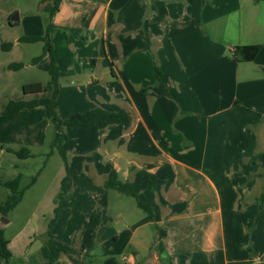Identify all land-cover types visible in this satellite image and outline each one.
<instances>
[{
    "label": "crops",
    "instance_id": "1",
    "mask_svg": "<svg viewBox=\"0 0 264 264\" xmlns=\"http://www.w3.org/2000/svg\"><path fill=\"white\" fill-rule=\"evenodd\" d=\"M50 42L59 117L96 106L131 116L128 128H63L51 213L62 179L91 191L112 169L122 181L144 169L156 177L143 190L152 217L93 191L115 225L106 264H264V0H61ZM245 45L260 46L252 60L238 58ZM77 260L63 250L56 264Z\"/></svg>",
    "mask_w": 264,
    "mask_h": 264
},
{
    "label": "rangeland",
    "instance_id": "2",
    "mask_svg": "<svg viewBox=\"0 0 264 264\" xmlns=\"http://www.w3.org/2000/svg\"><path fill=\"white\" fill-rule=\"evenodd\" d=\"M52 3L53 0H0V43L12 42L14 45L9 50L0 47V110L9 100L51 96L50 92L30 95L22 92L24 84L34 81L45 84L49 80V62L47 57H43L40 62L32 63V59L42 51L41 41L21 42L18 38L39 32L44 34ZM11 62H21L22 66L8 69L7 65ZM40 109L26 110L23 116L16 118L0 115V181L11 180L21 174L20 186H24L33 176L36 177V181L27 188L15 207L0 217L4 235L9 240V264H47L40 252V244L47 241L45 235L62 251L77 256V264H106L107 260L116 258L115 250H106L107 255L103 256V244H111L105 243L104 239L109 237L115 225L110 224L106 211L100 213L98 194L83 187L88 182H76L74 185L71 180L61 182L63 191L54 201L58 208L54 214L51 213V198L59 187L57 178L61 175L58 168L63 160L53 146L55 139H51V127L45 130V123L51 122H48L50 120L44 108ZM6 147H25L31 150L33 156L21 159L4 150ZM111 191V196L121 195L127 207L137 209L133 197L117 190ZM9 193V188L0 185V203ZM137 211L140 212L139 209ZM43 230L46 233L44 235ZM89 243L94 244L93 250L89 252L90 257L80 259L79 255L84 257L83 252ZM0 264H3L1 258Z\"/></svg>",
    "mask_w": 264,
    "mask_h": 264
},
{
    "label": "trees",
    "instance_id": "3",
    "mask_svg": "<svg viewBox=\"0 0 264 264\" xmlns=\"http://www.w3.org/2000/svg\"><path fill=\"white\" fill-rule=\"evenodd\" d=\"M258 2L260 0H253ZM61 0H53V5L49 11V22L46 24L45 32L40 36H21L18 41L21 42H37L41 41L43 43L41 53L32 59V63L36 64L44 55H48L50 60V66L48 69L49 80L44 84L39 81L30 82L22 86V92L24 94L37 93V92H47L51 91L50 97L46 98H34L30 100H9L3 108L0 110V115L12 118L21 110H29L38 106H43L46 110V116L51 123L57 127V135L53 146L58 149L63 160L65 161L63 150H61V143L63 138V128L67 125L72 126H88L92 124H97L101 127H107L115 124H121L124 128H128L131 123L130 114L123 109L108 110L99 106L93 107L84 113H73L66 119H60L57 115L55 108L53 107L54 96L58 88V70L56 62L53 56V48L50 42V28L51 19L59 9ZM0 47L5 50H9L12 47V42H1ZM259 45H245L236 48V53L240 60L249 61L254 58ZM22 66L21 62H11L7 65L8 69H18ZM155 73L159 77L160 72L157 67H155ZM6 151L15 154L18 158L24 159L32 157L29 149L21 147L19 149L6 148ZM67 170V166H66ZM67 174L69 171L67 170ZM21 174H17L13 179L8 181H0V185L5 186L10 189L9 195L6 199L0 203V216L6 215L15 205L21 200L24 191L31 186L36 177L33 176L29 183L23 187L21 184ZM155 174L150 173L144 169H135L133 174V179L130 181H122L118 178L117 172L115 170H110L107 178L102 185H92L89 189L94 192L103 193L107 189H114L118 192L131 196L135 199L136 205L145 214L152 217L153 208L149 201L143 199V190L151 186L155 181ZM64 179H62L63 183ZM58 207L54 208V212ZM163 230H159V239L164 235ZM49 235V234H48ZM50 236V235H49ZM41 255L47 262L57 263L58 257L62 252L60 247H56L53 244L51 238H49L41 248ZM0 258L3 264H9L11 258V251L9 249V240L4 235V230L0 226Z\"/></svg>",
    "mask_w": 264,
    "mask_h": 264
},
{
    "label": "water",
    "instance_id": "4",
    "mask_svg": "<svg viewBox=\"0 0 264 264\" xmlns=\"http://www.w3.org/2000/svg\"><path fill=\"white\" fill-rule=\"evenodd\" d=\"M47 264H56V263H53V262H48Z\"/></svg>",
    "mask_w": 264,
    "mask_h": 264
}]
</instances>
